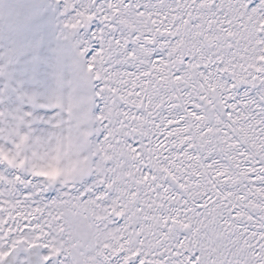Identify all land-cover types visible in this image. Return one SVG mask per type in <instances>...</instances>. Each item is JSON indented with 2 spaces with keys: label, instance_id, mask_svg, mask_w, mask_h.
Returning <instances> with one entry per match:
<instances>
[{
  "label": "snow or ice",
  "instance_id": "1",
  "mask_svg": "<svg viewBox=\"0 0 264 264\" xmlns=\"http://www.w3.org/2000/svg\"><path fill=\"white\" fill-rule=\"evenodd\" d=\"M0 264H264V0H0Z\"/></svg>",
  "mask_w": 264,
  "mask_h": 264
}]
</instances>
